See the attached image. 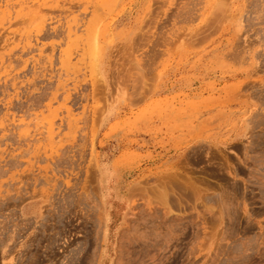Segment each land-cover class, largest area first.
Returning <instances> with one entry per match:
<instances>
[{
    "label": "rangeland",
    "instance_id": "rangeland-1",
    "mask_svg": "<svg viewBox=\"0 0 264 264\" xmlns=\"http://www.w3.org/2000/svg\"><path fill=\"white\" fill-rule=\"evenodd\" d=\"M119 262L264 264V0H0V264Z\"/></svg>",
    "mask_w": 264,
    "mask_h": 264
},
{
    "label": "bare ground",
    "instance_id": "bare-ground-1",
    "mask_svg": "<svg viewBox=\"0 0 264 264\" xmlns=\"http://www.w3.org/2000/svg\"><path fill=\"white\" fill-rule=\"evenodd\" d=\"M167 177H168V176H167ZM172 177H173V176H171V178H172ZM174 177H175V176H174ZM163 178H164V177H163ZM171 178H169V181L171 180ZM165 179H166V178H165ZM173 179H174V178H172V180H173ZM175 179H176V178H175ZM202 179H203V178H202ZM173 181H175V180H173ZM176 181H177V180H176ZM201 181H202V180H201ZM206 181H207V180H205V182H206ZM166 182H167V181L165 180V183H166ZM171 182H172V181H171ZM211 182H212V181H211ZM161 184H163V183H161ZM161 184H160V185H161ZM204 184H205V183H204ZM207 184H208V183H207ZM209 184H210V183H209ZM160 185H159V186H160ZM162 186H164V184H163ZM167 186H169V185H167ZM172 186H173V185H172ZM174 186H175V185H174ZM164 187H165V186H164ZM176 187H177V185L175 186V188H176ZM190 187H191V186H189V188H190ZM160 188H161V187H160ZM169 188H170V186H169ZM186 188H187V187H186ZM186 188H185V189H184V188L176 189V191L179 190V192H180L181 189H184V190H186V192H187V189H186ZM192 188H193V187H192ZM170 189H171V188H170ZM149 190H150V189H149ZM149 190H148V191H149ZM151 190H152V189H151ZM184 190H183L182 192L185 193ZM191 190H192V189H191ZM170 191H171V190H170ZM192 191H193V193H196V192H195L196 190H195V191L192 190ZM228 191H229V190H228ZM155 192H156V191H155ZM159 192H160V191H159ZM159 192H158V193H159ZM165 192H167L166 189H165ZM174 192H175V191H174ZM179 192L177 191V194H178ZM182 192H180V194H178V197L181 196V193H182ZM226 192H227V191H226ZM230 192H231V191H230ZM153 193H154V191H153ZM171 193H173V192L171 191ZM184 193H182V194H184ZM190 193H191V192H189V193H188V197H185V198H189V194H190ZM198 193H199V192H197V194H196L197 197H198ZM219 193H221V192H219ZM167 194H169V192H168ZM167 194H166V195H167ZM177 194H175V195H177ZM185 194H186V193H185ZM185 194H184V196H186ZM175 195H174V196H175ZM193 195L195 196V194H193ZM157 196H159V194H158ZM160 196H161V195H160ZM160 196L158 197V200L160 199ZM182 196H183V195H182ZM184 196H183V197H184ZM194 196H193V197H194ZM166 197H167V196H166ZM161 198H163V197H161ZM173 198H174V197H173ZM190 198H191V197H190ZM194 198H195V197H194ZM170 199H171V198H170ZM215 199H216V198H215ZM228 199H229V198H228ZM190 200H191V199H190ZM190 200H188V201H190ZM224 200H225V199H224ZM161 201H162V199L160 200V202H161ZM168 201H169V200H168ZM177 201H178V205H179V206H181V207H185L184 201H186V199L179 197V198H177ZM196 201H197V200H196ZM162 202H163L164 205L167 203L166 201H165L166 203H164V200H163ZM172 202H173V201H172ZM186 202H187V201H186ZM156 203H157V202H156ZM158 203H159V201H158ZM169 203H170V202H169ZM189 203H190V202H189ZM204 203H205V202H204ZM173 204H174V202H173ZM192 204H193V203H192ZM195 204H196V203H195ZM158 205H159V204H158ZM182 205H183V206H182ZM209 205H210V204H209ZM224 205H225V204H224ZM165 206H169L168 203H167V205H165ZM165 206H164V207H165ZM187 206H188V205H187ZM206 206H207V204H206ZM206 206H205V207H206ZM211 206H212V205H211ZM213 206H214V205H213ZM227 206H228V205H227ZM162 207H163V206H162ZM194 207H195V206H194ZM166 208H167V207H166ZM228 208H229V207H228ZM182 209H183V208H182ZM164 210H165V209H164ZM169 210H170V209H169ZM206 210H207V209H206ZM210 210H211V209H210ZM216 210H217V209H216ZM144 211H145V210H144ZM185 211H186V209H185ZM208 211H209V210H208ZM165 212H167V211H165ZM171 212H173V211H170L169 213H165L163 220L167 221L168 219H170V218H172V217H173V219H174V216H171V217L168 216V214H171ZM174 213H175V212H174ZM211 213H212V211H211ZM162 214H164V213H162ZM218 214H219V213H218ZM188 216H190V215H188ZM147 217H148V216H147ZM154 217H155V216H154ZM159 217H160V216H159ZM149 218H150V217H149ZM175 218H176V217H175ZM229 218H230V217H229ZM144 219H145V218H144ZM171 220H172V219H171ZM217 220H218V219H217ZM192 221H194V220H192ZM214 221H215V220H214ZM214 221H213V222H214ZM141 222H142V221H141ZM150 222H151V221H150ZM132 223H133V222H132ZM146 223H147V222H146ZM153 223H154V222H153ZM215 223H216V222H215ZM215 223H214V224H215ZM135 224H136V223H135ZM154 224H155V223H154ZM172 224L174 225V223H172ZM188 224L191 225V222L188 223ZM158 225H161V224L159 223ZM175 225H176V224H175ZM146 226H147V225H146ZM151 226H152V225H151ZM155 226H156V225H155ZM169 226L171 227V225H169ZM139 227H140V226H139ZM142 227H144V226H142ZM152 227H154V226H152ZM152 227H150V228H152ZM164 227H165V224H164ZM167 227H168V226H167ZM176 227H177V226H176ZM181 227H182V226H181ZM194 227H195V226H194ZM137 228H138V227H137ZM144 228L147 229V227H144ZM150 228H149V229H150ZM157 228H158V226L156 227V229H157ZM168 228H169V227H168ZM173 228H175V226H174ZM187 228H188V227H187ZM192 228H193V227H192ZM141 229H142V228H141ZM141 229H140V230L138 229V230L140 231V232L138 231L139 234H141ZM152 229H153V228H152ZM159 229H160V227H159ZM159 229H157V231H158ZM165 229H167V228H165ZM143 230H145V229H143ZM150 230H151V229H150ZM150 230H149V231H150ZM167 230H168V229H167ZM151 231H152V230H151ZM161 231H162V230H161ZM161 231H158V232H161ZM168 231H170V230H168ZM171 231H172V230H171ZM174 231H175V230H174ZM71 233H72V232H71ZM142 233H143V232H142ZM144 233H146V232L144 231ZM144 233H143V234H144ZM149 233H150V232H149ZM161 233H162V232H161ZM161 233H160V234H161ZM169 233H170V235H171V239H173V240L178 239L177 237H175V236H178V234H175L176 232H175V233H174V232H169ZM137 234H138V233H137ZM156 234H157V233H156ZM156 234H154V235H155L157 238L161 237V238L165 239V238H167V236H168V238L170 237L169 234L166 235V231H165V234L163 233L164 235H166L165 238L162 237L163 234H162L161 236H159V237H158V234H159V233H158L157 235H156ZM160 234H159V235H160ZM151 235H152V233H151ZM151 235H150V236H151ZM164 235H163V236H164ZM182 235H183L182 237H184V239L187 240V244H188V243H189V240H188V239H189V236H190V231L187 229V231L184 232V233H182ZM144 236H145V235H144ZM150 236H149V235H146L144 238H145L146 240H150V239H148ZM137 237H138V236H136V238H133L134 240H132V241L129 240V241H126L127 243H126V242H123V243L121 244V245H123V244L125 243V245H124V247H123L124 250L122 251V254H123V256H125L124 259L127 260V263H128V259H129L128 257L131 256V254H132V252H133L132 250H133L134 248L136 249V247H141L140 244H142L143 246H145V244H146V241H145L144 238L141 237V239H140V236H139V238H137ZM151 237H153V239H154V236H151ZM157 238H156V239H157ZM168 238L165 239V240H168ZM139 239H140V240H139ZM171 239H169V240H171ZM151 240H152V239H151ZM154 240H155V239H154ZM169 240H168V241H169ZM173 240H172V242H173ZM160 241H161V240H160ZM160 241H159V242H160ZM241 241H242V240H241ZM148 242H149V241H148ZM155 242H156V240H155ZM157 242H158V239H157ZM161 242H162V241H161ZM172 242H171V243H172ZM174 242H175V241H174ZM150 243H151V242H150ZM164 243H165V242H164ZM168 243H169V242H168ZM168 243H167V247L169 246ZM162 244H163V243H161V245H162ZM149 245H150V244H149ZM153 245H154V244H153ZM159 245H160V244H159ZM159 245H157V246H159ZM163 245H165V244H163ZM150 246H152V245H150ZM173 246H174V245H173ZM121 247H122V246H121ZM160 247H161V246H160ZM169 247H170V246H169ZM150 248H151V247H150ZM150 248H149V250H150ZM158 248H159V247H157V248H155V249L157 250ZM172 248H173V247H172ZM139 249H141V248H139ZM153 249H154V248H153ZM159 249H162V248H159ZM173 250H174V249H173ZM134 251H135V250H134ZM159 251H161V250H159ZM149 252H150V251H149ZM157 252H158V251H157ZM257 252H258V251H257ZM93 253H94V252H93ZM158 253H159V252H158ZM128 254H129V255H128ZM138 254H139V253H138ZM143 254H144V253H143ZM146 254L148 255V253H146ZM149 254H150V253H149ZM151 254H152V253H151ZM156 254H157V253H156ZM164 254H165V253H164ZM120 255H121V254H120ZM121 256H122V255H121ZM135 256H136V255H135ZM135 256H134V257H135ZM145 256H146V255H145ZM148 256H149V255H148ZM131 257L133 258V256H131ZM157 257H158V256H157ZM161 257H162V256H161ZM132 258H131V259H132ZM137 258H138V257H137ZM143 258H144V257H143ZM145 258H146V257H145ZM145 258H144V259H145ZM168 258H169V257H168ZM122 259H123V258H122ZM133 259H134V258H133ZM144 259H142V260H144ZM126 260H125V262H126ZM142 260L139 259L138 261L140 262V261H142ZM160 260H161V259H160ZM163 260H164V258H163ZM120 261L122 262V260H120ZM129 261H131V260H129ZM166 261H167V260H166ZM139 262H138L137 264H140ZM146 262H147V261H146ZM161 262H162V261H161ZM163 262H164V261H163ZM119 263H120V262H119ZM130 263H131V262H130ZM154 263H155V262H154ZM120 264H121V263H120ZM122 264H123V263H122ZM131 264H132V263H131ZM141 264H142V262H141ZM143 264H145V263H143Z\"/></svg>",
    "mask_w": 264,
    "mask_h": 264
},
{
    "label": "flooded vegetation",
    "instance_id": "flooded-vegetation-1",
    "mask_svg": "<svg viewBox=\"0 0 264 264\" xmlns=\"http://www.w3.org/2000/svg\"><path fill=\"white\" fill-rule=\"evenodd\" d=\"M245 225V224H244ZM252 264H259L258 262H253Z\"/></svg>",
    "mask_w": 264,
    "mask_h": 264
}]
</instances>
